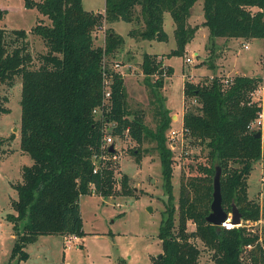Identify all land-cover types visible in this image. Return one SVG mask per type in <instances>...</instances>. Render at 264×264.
<instances>
[{"label":"trees","instance_id":"16d2710c","mask_svg":"<svg viewBox=\"0 0 264 264\" xmlns=\"http://www.w3.org/2000/svg\"><path fill=\"white\" fill-rule=\"evenodd\" d=\"M195 1L105 0L102 13L85 10L82 0H24L25 7H35L48 19L45 22L38 16L30 28L47 47L37 67L29 66L32 55L24 41L27 31L11 29L23 42L9 51L5 29L0 26V81L21 75L20 147L33 159L22 167V180L15 184V213L8 214L14 242L5 264H19L27 258L25 246L39 234L82 235L80 195L90 193L91 185L96 189L108 186L109 179L103 187V171L93 172L92 161L101 142L102 127L108 121H115L113 132L117 135H129L139 144L145 139L154 141L160 156L167 200L157 233L162 254L154 256L152 264H197L200 250L191 237L200 238L213 250L215 264H264L258 233L245 230V226L225 228L205 219L212 198L210 183L200 194L192 181V196L189 189H181L175 224L172 152L166 142L171 114L159 90L164 83L161 74H172L173 67L158 60L157 53H143L145 83L157 107L156 125L151 128L144 123L142 113L134 111L129 117L132 112L127 107L123 77L103 60L115 53L124 37L107 27L104 44H94L93 27L115 20L141 21V38L166 40L163 16L167 11L174 21L176 46L166 55L182 56L195 32L188 23ZM202 8L211 48L215 47L216 37L221 36L264 38V0H203ZM6 13V8H0V20ZM135 31L132 27L128 34ZM103 71L110 80V96L104 104ZM151 74L156 76L153 81ZM223 79L213 75L205 81H184V97H193L196 105L185 107L182 126L208 147L210 163L202 166L205 178L220 165L225 210L230 211L235 203L243 219L255 220L261 208L247 196V175L253 162L264 156L261 136H255L260 127H251L262 112L261 98L251 97L260 88L262 77L235 74L226 82ZM96 106H102L97 117L93 112ZM5 110L0 102V111ZM262 210L264 216V206ZM188 219L195 222L191 231L186 227ZM250 242L255 246L248 250L244 261L241 254Z\"/></svg>","mask_w":264,"mask_h":264},{"label":"rangeland","instance_id":"374dc122","mask_svg":"<svg viewBox=\"0 0 264 264\" xmlns=\"http://www.w3.org/2000/svg\"><path fill=\"white\" fill-rule=\"evenodd\" d=\"M202 4L203 0H196L190 8L192 15L188 23L195 27V32L188 42L189 47L182 56H168V63L173 66V72L170 75L161 74L164 83L159 90L165 98L163 104L171 114L169 128L181 127L185 107L196 105L193 97H184L185 80L205 81L217 75L225 77L223 80L226 82L227 78L237 74L234 73L235 71L257 74L263 79L260 92L258 88L251 97L252 100L261 98L262 117L261 125L255 120L252 127L262 128L261 139L264 146V38L247 39L245 42L248 47L235 40L233 43L237 53L232 54L228 60L226 70L231 74H227L223 67L220 68L224 66L226 59V55L223 54L226 51L222 48L225 44L218 42L220 38H217L214 41L215 47L211 48L206 25L203 23ZM0 8L7 9V13L0 20V26L5 29L7 49L10 51L13 46L23 42L22 38L12 33L11 29H25L27 34L24 41L32 55L29 66L37 67L41 63L40 55L47 51L43 39L30 31L31 26L36 22L37 9L25 7L24 0H0ZM173 23L171 14L164 12L163 27L168 37L166 40L151 39L153 41L150 45L138 35L143 26L141 21L132 24L136 31L133 35L128 34L129 37L124 33L130 27L129 23L120 21L116 24L117 30L124 37L120 48L129 46L127 37L131 41V46L118 56L117 49L113 55H106L103 58L107 66L119 71L123 77L127 107L132 112L129 117H132L134 111L142 113L144 123L151 128L156 125L157 107L150 88L145 83L146 75L141 67L143 53L145 50L168 52L175 47ZM99 28V26L93 27V39L96 44L103 45L106 28L101 29L100 32ZM157 54V59L162 60L161 62L166 65L163 60V55L166 53ZM187 57H191L192 61H187ZM115 58L117 60L113 61ZM114 62H119V65L114 66ZM211 64L215 66L214 69L209 68ZM149 77L152 81L156 78L153 74ZM21 82L20 74L0 81V102L6 109L0 111V264L8 262L14 242L12 222L8 219V214L15 213L12 204L17 198L15 184L22 180V167L33 162L30 155L20 147ZM100 114L101 109L94 112L95 117ZM173 114L175 116L172 117ZM106 130L110 131V127L107 126ZM186 132L179 134L173 148H170L173 202L176 207L175 224H177L181 189H189V195L192 196L194 192L190 184L195 181L201 194L205 184H213L214 176L213 173L205 178L206 172L202 168L210 163L208 147ZM166 142L170 144L167 138ZM115 145L118 148L117 157L105 160L102 170L105 180L103 187L106 186L107 179H109V187L96 189L91 185L90 193L81 194L79 197L82 235H77V240L67 245L64 234H39L34 241L25 246L28 257L20 260L19 264H152L153 257L162 252L161 240L157 233L167 195L155 142L145 139L139 144L129 135L122 137L115 135ZM132 149L135 151L133 152ZM222 174L221 170L220 178ZM247 196L260 205L261 214L255 220L247 219L245 230L258 233V241L263 246L264 157L262 156L253 162L247 175ZM186 227L188 231L195 229V222L188 219ZM190 239L200 250L197 264H215L213 250L198 237ZM248 250L250 249L244 248L241 254L244 261Z\"/></svg>","mask_w":264,"mask_h":264},{"label":"built area","instance_id":"2783aa9c","mask_svg":"<svg viewBox=\"0 0 264 264\" xmlns=\"http://www.w3.org/2000/svg\"><path fill=\"white\" fill-rule=\"evenodd\" d=\"M243 45H244V47L248 46V44H243ZM186 59H187V61H192L191 57H187ZM113 65L118 66L119 62H114ZM103 76L105 78L104 79L105 91H104V101H103V104H104V103H107L108 97L110 96V86H109L110 80L106 76V71H103ZM98 109L102 110V106H96L93 109V112H96ZM258 118L256 120L260 124V120H258ZM253 122H251V127H252ZM115 124H116L115 121H108L102 127V137H101V142H100L99 148L96 152H94L92 154L93 172L102 171L103 170V164H104L105 160L117 157L118 148L115 145V135L118 137H122V136L117 135L113 132V128H114ZM107 126L110 127V131L106 130ZM184 131L186 132V129H184L183 126H181L179 128L171 127L168 129V132L166 134V138L170 143L169 145L167 143L169 148H173V144H175L176 137H178L179 134L183 133ZM111 144L114 146V149L112 151L109 149V146ZM246 225H247V220L243 219L242 217H241V220L239 223L232 222L230 211H228V217L221 223L220 226H223L225 228H232L234 226H246ZM65 235L68 236V239H74L77 236L75 234H65ZM253 246H254V243L250 242V243L245 244L244 248L251 249V248H253ZM262 253L264 255V245L262 246Z\"/></svg>","mask_w":264,"mask_h":264},{"label":"crops","instance_id":"0c3cea01","mask_svg":"<svg viewBox=\"0 0 264 264\" xmlns=\"http://www.w3.org/2000/svg\"><path fill=\"white\" fill-rule=\"evenodd\" d=\"M82 6H83V8L85 9V10H88V11H99V12H104V8H105V0H82ZM191 15H192V12H191V9H190V16H189V18H188V21L190 22V19H191ZM40 17V18H43V20L45 19V22H48V19H47V17L46 16H44V15H42V14H40L38 11H37V16H36V18L37 17ZM120 21H124V20H115V21H113V22H111V23H107V22H103V24L101 25V26H99L100 28H99V32H100V30L102 29V30H104L105 28H107V27H111V28H113L114 29V31L115 32H117V33H119V34H121L122 35V33L121 32H119L118 30H117V28H116V24H118ZM127 22V21H126ZM129 23V25H130V27L129 28H127V30L124 32L125 34H127V36H128V31L133 27V25L132 24H134L133 22H128ZM206 27V29H207V35H208V27L207 26H205ZM164 28V27H163ZM173 28H174V23H173ZM206 29H204V31L206 30ZM165 30V29H164ZM123 33V34H124ZM129 37V36H128ZM127 37V40H128V42H127V44L129 45V46H127V47H125L124 49L123 48H118V50L119 51H117L116 52V55L118 56L120 53H122V52H124V51H126L131 45H130V43H131V41H130V39ZM217 38H220L219 39V41L218 42H221V43H224L225 45H224V47H222L223 48V50L224 51H226L225 53L223 52V54L224 55H226V59H225V61H224V66H221L220 68H224L225 69V71L227 72V74H231V73H229L228 72V70H226V68H227V63H228V60H229V58H230V56L232 55V54H234V53H237V51L235 50V47H234V43L233 42H235V40L236 41H239L241 44H246V39H243V38H241V37H216V39ZM104 39H105V35H104ZM143 41H147L150 45H152V41L153 40H148V39H142ZM104 42V41H103ZM95 43V42H94ZM96 44V43H95ZM104 44V43H103ZM96 45H98V44H96ZM99 45H102V43L101 44H99ZM189 47V43H187V45H186V48H188ZM248 47V46H247ZM120 50H121V52H120ZM145 52H149V53H167V52H165V51H147V50H145ZM168 59H169V57L168 56H166V55H163V60H164V62H166L168 65H171L170 63H168ZM117 59L115 58L113 61H116ZM222 64V62L220 63V65ZM172 66V65H171ZM173 67V66H172ZM214 67L215 66H213V64H211L210 66H209V68L210 69H214ZM222 68V69H223ZM223 71V70H222ZM234 73H237V74H245V75H250V76H253V75H257V74H246V73H242V72H237V71H235ZM234 73H232V74H234ZM211 76V75H210ZM263 80V79H262ZM261 87V86H260ZM258 92H260V88H259V90H258ZM169 107V106H168ZM173 116H175V114H173L172 115V117ZM177 116H179L178 114H177ZM261 117H262V112H261V115H260V117L258 118V120H261ZM252 125H253V123H252ZM260 125H261V122H260ZM260 131H261V138H262V135H263V130H262V128H260ZM262 157H264V156H262ZM66 236V241H65V243L67 244V245H70L71 243H73V242H75L76 240H77V238H78V236H76V238H74V239H68V236L67 235H65L64 234V237Z\"/></svg>","mask_w":264,"mask_h":264},{"label":"water","instance_id":"95a60500","mask_svg":"<svg viewBox=\"0 0 264 264\" xmlns=\"http://www.w3.org/2000/svg\"><path fill=\"white\" fill-rule=\"evenodd\" d=\"M255 136H261V131L258 130L255 132ZM109 149L112 151L114 146L111 144ZM220 165L215 166L213 184H212V199L210 202V211L206 214L205 219L215 225H221V223L228 217V212L222 205V194H221V183H220ZM149 209L151 207L149 206ZM231 220L234 223H239L241 220V212L235 203L231 205ZM161 252L157 255L161 257Z\"/></svg>","mask_w":264,"mask_h":264}]
</instances>
